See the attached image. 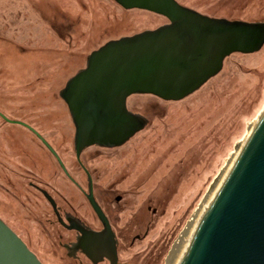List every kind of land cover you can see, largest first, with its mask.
<instances>
[{
	"label": "rangeland",
	"instance_id": "374dc122",
	"mask_svg": "<svg viewBox=\"0 0 264 264\" xmlns=\"http://www.w3.org/2000/svg\"><path fill=\"white\" fill-rule=\"evenodd\" d=\"M176 1L212 18L264 22V0ZM168 23L147 11L125 10L114 0H0V112L36 129L82 180L75 126L62 90L109 41ZM128 109L142 116L146 127L87 164L100 173L101 189L111 185L125 196L126 210H115V220L129 239L152 223L149 237L125 249L123 260L143 264L152 257L168 264L197 210L264 112V47L256 54L226 59L222 72L185 100L134 95ZM89 154L83 156L86 161ZM31 183L63 193L79 213L92 214L42 141L0 118V218L43 264H78L60 246L61 237L69 240L71 234L58 225ZM138 219L143 220L140 228Z\"/></svg>",
	"mask_w": 264,
	"mask_h": 264
},
{
	"label": "water",
	"instance_id": "95a60500",
	"mask_svg": "<svg viewBox=\"0 0 264 264\" xmlns=\"http://www.w3.org/2000/svg\"><path fill=\"white\" fill-rule=\"evenodd\" d=\"M168 24L112 40L94 51L86 68L61 92L75 126V147L118 148L147 125L128 109L134 95L179 102L218 76L226 59L264 47V22L212 18L176 0H114ZM34 133L59 159L49 143ZM54 208L55 203L49 199ZM0 264H43L0 218ZM180 264H264V112L230 173L201 218Z\"/></svg>",
	"mask_w": 264,
	"mask_h": 264
},
{
	"label": "flooded vegetation",
	"instance_id": "af4514ba",
	"mask_svg": "<svg viewBox=\"0 0 264 264\" xmlns=\"http://www.w3.org/2000/svg\"><path fill=\"white\" fill-rule=\"evenodd\" d=\"M2 115L5 116L4 114ZM0 118H2L1 115ZM34 130L39 133L36 129ZM49 145L52 147L50 143ZM52 148L59 159L46 147L57 160L66 178L75 186L80 197L85 200L92 213L90 215L88 212L83 215L77 211L71 200L63 193H54L49 191L46 186L41 187L38 184L31 183V187L38 191L52 208L58 225L72 236L69 240L61 237L60 241V246L65 250L67 257L78 264H131L123 260L124 250L132 249L138 242L141 243L146 240L150 235L152 223H147L143 230L136 233L130 239L128 238L129 234L126 236L118 228L115 220V210H118L119 214L126 210V198L123 194H117L114 189H111V185L108 188L101 189L99 184L100 173L96 170H91L87 164L89 160H95L103 152H111V148L90 146L84 148L78 156L75 147L76 159L83 172L84 178L82 180L72 175L57 150L54 147ZM88 151L90 154L86 161L83 156ZM55 197L60 199H56ZM49 199L55 203L56 208L53 207ZM150 210H152L153 215H156L158 212L157 209L150 208ZM136 222L139 223L138 226L140 228L143 220L138 219ZM171 255L169 257L172 259L174 252ZM171 259L168 264H170ZM158 261L159 258L150 257L143 264H158Z\"/></svg>",
	"mask_w": 264,
	"mask_h": 264
},
{
	"label": "bare ground",
	"instance_id": "6f19581e",
	"mask_svg": "<svg viewBox=\"0 0 264 264\" xmlns=\"http://www.w3.org/2000/svg\"><path fill=\"white\" fill-rule=\"evenodd\" d=\"M257 123H258V121L254 122V124L251 126L247 136L245 137V140L239 144V146L237 147L236 151L234 152L230 162L227 164L224 171L222 172V174L219 176L218 180L215 182V184L211 188L210 192L206 196V198H205L202 206L200 207V209L197 210L198 212H196V215L194 216V218L191 221L190 225L188 226L187 230L183 234L180 243L176 245L174 255L170 261V264H180L184 254H185V252H186V250H187V248L191 242V239H192V237L196 231V228H197L201 218L203 217L204 213L206 212L208 206L210 205L211 201L215 197L216 193L218 192V190L221 188L224 181L226 180V178H227L228 174L230 173L237 157L240 154L242 147L244 146V144H245L246 140L249 138V136L252 134Z\"/></svg>",
	"mask_w": 264,
	"mask_h": 264
}]
</instances>
